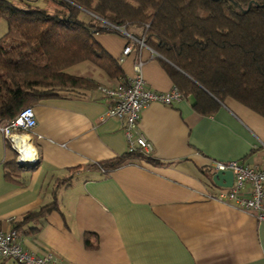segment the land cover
Wrapping results in <instances>:
<instances>
[{
  "label": "crops",
  "instance_id": "crops-1",
  "mask_svg": "<svg viewBox=\"0 0 264 264\" xmlns=\"http://www.w3.org/2000/svg\"><path fill=\"white\" fill-rule=\"evenodd\" d=\"M130 31V37L140 36ZM95 39L118 62L133 42V54L120 64L124 83L141 65L148 90L168 94L175 88L156 54L138 40ZM77 67H84L80 74H68L107 90L123 85L89 64ZM109 108L98 93L35 106L38 126L30 138L40 162L20 167L14 183L6 179V167L16 157L0 133V231L16 230L24 251H49L59 264H264V223L216 201L222 189L209 180L214 164L264 165V119L231 100L211 117L188 100L152 104L139 130L153 153H138L107 174L90 166L129 154L122 124L108 117ZM54 195L58 212L28 219Z\"/></svg>",
  "mask_w": 264,
  "mask_h": 264
},
{
  "label": "trees",
  "instance_id": "trees-1",
  "mask_svg": "<svg viewBox=\"0 0 264 264\" xmlns=\"http://www.w3.org/2000/svg\"><path fill=\"white\" fill-rule=\"evenodd\" d=\"M52 1L61 15L25 13L0 0V21L9 31L0 40V125L45 101L101 95L96 83L68 74L74 67L89 64L124 83L121 63L95 38H128L116 30L129 36L131 29L140 31L133 38L156 54L198 114L211 117L231 100L264 119V0ZM82 14L90 18L88 23ZM140 157L129 153L90 168L110 174ZM6 168L9 182L23 170L15 162ZM56 199L54 195L51 205L28 219L58 212Z\"/></svg>",
  "mask_w": 264,
  "mask_h": 264
},
{
  "label": "built area",
  "instance_id": "built-area-1",
  "mask_svg": "<svg viewBox=\"0 0 264 264\" xmlns=\"http://www.w3.org/2000/svg\"><path fill=\"white\" fill-rule=\"evenodd\" d=\"M116 31L134 41L125 32ZM132 43L125 49L123 58L119 61L121 64L125 58L133 54ZM137 44L140 48H145L143 41H137ZM135 72V77L120 87L112 90L102 88L100 93L110 103L108 117L122 124L128 140L129 153L150 155L153 153V146L139 130L143 111L152 104L171 107L184 102L185 98L176 88L168 94L148 90L141 75V65L135 68ZM29 111L32 113L30 116L24 115ZM37 126L33 109L22 111L15 120L0 126V133L8 148L15 154L17 165L25 169H33L40 162L38 152L34 160L21 158L26 154L29 145L33 146L32 141L22 143V140L30 137ZM213 171L215 174L231 172L234 175V187L228 190L216 188L218 193L214 199L241 213L254 216L259 223H264V165L252 168L243 163L214 164ZM0 261H11L16 264H59L49 251H44L40 255L24 251L15 231L10 233L0 231Z\"/></svg>",
  "mask_w": 264,
  "mask_h": 264
},
{
  "label": "rangeland",
  "instance_id": "rangeland-1",
  "mask_svg": "<svg viewBox=\"0 0 264 264\" xmlns=\"http://www.w3.org/2000/svg\"><path fill=\"white\" fill-rule=\"evenodd\" d=\"M4 1L9 2L10 4H12V6L14 8H16L22 12H25V13L41 11V12H43L49 16H53V17L59 16L62 14L60 8L52 0H34V2H32V3H30L29 0H4ZM81 19L85 23H88L90 21V18L85 14L81 15ZM101 26L104 29H106V27H107L105 24H102ZM135 31L140 33L139 30L135 29ZM8 32L9 31H8L7 24L3 21H0V40L2 38H4L8 34ZM81 68H84V67H79V68L77 67L73 70L70 69L69 72L71 73V75L80 74L81 71H79V70H81ZM9 152L11 153V150H9Z\"/></svg>",
  "mask_w": 264,
  "mask_h": 264
},
{
  "label": "water",
  "instance_id": "water-1",
  "mask_svg": "<svg viewBox=\"0 0 264 264\" xmlns=\"http://www.w3.org/2000/svg\"><path fill=\"white\" fill-rule=\"evenodd\" d=\"M213 183L218 189H232L234 187V175L231 172L217 173L213 177Z\"/></svg>",
  "mask_w": 264,
  "mask_h": 264
},
{
  "label": "clouds",
  "instance_id": "clouds-1",
  "mask_svg": "<svg viewBox=\"0 0 264 264\" xmlns=\"http://www.w3.org/2000/svg\"><path fill=\"white\" fill-rule=\"evenodd\" d=\"M31 114L32 113L29 111V112L25 113L24 115L30 116ZM25 139H30V137H25ZM36 157H37L36 149L33 146L29 145L26 154L21 158L26 159V160H34Z\"/></svg>",
  "mask_w": 264,
  "mask_h": 264
},
{
  "label": "bare ground",
  "instance_id": "bare-ground-1",
  "mask_svg": "<svg viewBox=\"0 0 264 264\" xmlns=\"http://www.w3.org/2000/svg\"><path fill=\"white\" fill-rule=\"evenodd\" d=\"M15 120V119H14ZM9 123V122H8ZM7 124V123H6ZM3 125H5V124H3ZM0 126H2V125H0ZM31 141V138L30 139H23L22 140V143H28V142H30ZM12 231H15V230H12ZM11 231V232H12ZM17 234H18V236H19V240H20V235H19V233L17 232V231H15ZM10 233V232H9ZM20 242H21V240H20ZM21 245H22V243H21ZM23 248V247H22ZM24 250V249H23ZM6 262H11V261H6ZM14 263V262H13ZM16 264V263H15Z\"/></svg>",
  "mask_w": 264,
  "mask_h": 264
}]
</instances>
